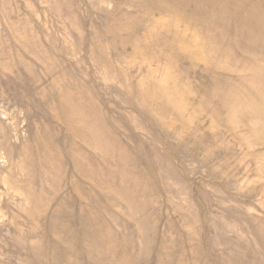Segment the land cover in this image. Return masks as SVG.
Wrapping results in <instances>:
<instances>
[{"label": "rangeland", "instance_id": "rangeland-1", "mask_svg": "<svg viewBox=\"0 0 264 264\" xmlns=\"http://www.w3.org/2000/svg\"><path fill=\"white\" fill-rule=\"evenodd\" d=\"M0 264H264V0H0Z\"/></svg>", "mask_w": 264, "mask_h": 264}]
</instances>
